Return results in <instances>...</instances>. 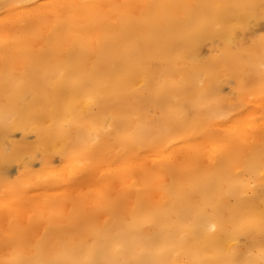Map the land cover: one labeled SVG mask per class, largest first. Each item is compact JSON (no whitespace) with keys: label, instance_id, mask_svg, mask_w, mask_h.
I'll return each instance as SVG.
<instances>
[{"label":"bare ground","instance_id":"bare-ground-1","mask_svg":"<svg viewBox=\"0 0 264 264\" xmlns=\"http://www.w3.org/2000/svg\"><path fill=\"white\" fill-rule=\"evenodd\" d=\"M10 1L0 264H264V0Z\"/></svg>","mask_w":264,"mask_h":264},{"label":"rangeland","instance_id":"rangeland-1","mask_svg":"<svg viewBox=\"0 0 264 264\" xmlns=\"http://www.w3.org/2000/svg\"><path fill=\"white\" fill-rule=\"evenodd\" d=\"M7 1V3H8V1H10V0H0V14L2 13V11H4L5 9H6V7L9 5V3H8V5L5 7V5L7 4V3H4V2H6ZM36 1H40V0H36ZM11 2V1H10ZM3 3H4V5H3ZM261 23H260V25L259 26H257V27H254L253 28V30L252 31H250V30H246V31H244L245 33H244V36H243V38H244V40H245V42L246 43H249V42H251L252 40H254V39H258L260 36H262V34L264 33V21L263 20H261L260 21ZM264 35V34H263ZM209 43L208 42H206L204 45H203V47H202V49H201V52H200V57H205V58H207V57H209L210 55H211V53L212 52H210V47H209V45H208ZM207 50V51H206ZM205 53V54H204ZM234 84H235V81L233 80V79H230L229 80V83L228 84H224V85H222L221 86V93L222 94H232L231 93V88L230 87H232V86H234ZM224 92V93H223ZM22 138V133L20 132V131H14V132H12L11 133V139L12 140H20ZM25 140L26 141H33L34 140V135L33 134H27V136H26V138H25ZM54 155V156H53ZM39 160V161H38ZM61 162V160H60V155L59 154H57V153H51V155H50V162H49V165L51 166V167H56V166H58V164ZM17 165V166H16ZM40 166H41V163H40V154H39V152H36L35 154H34V156H33V158L31 159V161H30V168L32 169V170H34V171H36V170H38L39 168H40ZM19 171H20V167H19V165L16 163V162H9V163H7V164H5L4 165V170H2L1 171V176H2V178H4L5 180H8V181H12V180H14L17 176H18V174H19ZM17 175V176H16ZM45 218V217H44ZM43 218V219H44ZM101 218V217H100ZM99 218V219H100ZM95 219H97V217L95 218ZM38 221V220H37ZM41 221V219L38 221V224H39V222ZM100 221H101V219H100ZM97 222V221H96ZM95 222V223H96ZM99 222V221H98ZM100 223V222H99ZM63 226V227H62ZM61 229L63 230V233H66V234H68V237L69 238H73V237H75L76 235H78V234H76V233H74L75 231H77V230H73V231H70V230H67V229H69V228H67V226H64V224H62L61 225ZM69 227V226H68ZM83 227V226H82ZM39 229H40V226H39ZM38 229V230H39ZM41 230H42V226H41Z\"/></svg>","mask_w":264,"mask_h":264}]
</instances>
